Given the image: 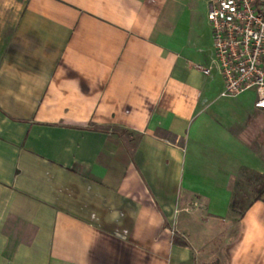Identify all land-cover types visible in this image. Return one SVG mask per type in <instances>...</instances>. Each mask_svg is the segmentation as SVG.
Returning <instances> with one entry per match:
<instances>
[{"label": "crops", "instance_id": "1", "mask_svg": "<svg viewBox=\"0 0 264 264\" xmlns=\"http://www.w3.org/2000/svg\"><path fill=\"white\" fill-rule=\"evenodd\" d=\"M189 2L0 0V264H264V106Z\"/></svg>", "mask_w": 264, "mask_h": 264}, {"label": "built area", "instance_id": "2", "mask_svg": "<svg viewBox=\"0 0 264 264\" xmlns=\"http://www.w3.org/2000/svg\"><path fill=\"white\" fill-rule=\"evenodd\" d=\"M207 19L213 62L223 78L221 95L254 90L256 105L264 106V0H210Z\"/></svg>", "mask_w": 264, "mask_h": 264}, {"label": "rangeland", "instance_id": "3", "mask_svg": "<svg viewBox=\"0 0 264 264\" xmlns=\"http://www.w3.org/2000/svg\"><path fill=\"white\" fill-rule=\"evenodd\" d=\"M192 7L196 8L195 11H190L189 14L184 12L178 21L179 27L184 25L187 26V30L185 31V40L186 42L191 40L189 43L187 42L186 46L193 47L196 45V38L201 42L202 47L204 48L205 54H212V36L207 21H205V12L207 8L206 0H190L189 2ZM198 35H200L198 37ZM127 144V142H126ZM247 194V190L244 189L239 191V194ZM252 197V196H251ZM249 197V198H251ZM234 210L235 214L241 213L245 206H233L231 207Z\"/></svg>", "mask_w": 264, "mask_h": 264}, {"label": "trees", "instance_id": "4", "mask_svg": "<svg viewBox=\"0 0 264 264\" xmlns=\"http://www.w3.org/2000/svg\"><path fill=\"white\" fill-rule=\"evenodd\" d=\"M231 207H233V206H231Z\"/></svg>", "mask_w": 264, "mask_h": 264}]
</instances>
